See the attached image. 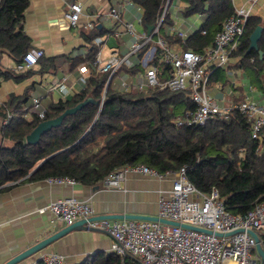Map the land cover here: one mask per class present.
<instances>
[{
    "label": "trees",
    "instance_id": "1",
    "mask_svg": "<svg viewBox=\"0 0 264 264\" xmlns=\"http://www.w3.org/2000/svg\"><path fill=\"white\" fill-rule=\"evenodd\" d=\"M132 1L143 9V27H155L166 0ZM178 1L186 4L178 11L180 17L200 15L202 19L200 28L182 43L179 37L169 34L174 24L173 11L169 9L160 35L173 48L180 46L183 50L200 52L213 45L216 33L235 11L232 0ZM29 2L0 0V53H7L17 65L23 64L32 50V40L24 27ZM257 27L263 28L258 49L249 51L250 36ZM103 33L99 29L81 31L80 36L89 47L87 59L96 51L95 46H90L93 39ZM74 55L75 52L42 57L37 63L38 73L29 69L18 74L14 69L0 67V88L3 82L22 84L36 74L73 73L87 62ZM235 55L241 58L240 62L226 70L218 69L213 82H228L227 70L231 69L242 72L264 93L263 20L255 16L248 19ZM107 78L92 75L84 89L50 104L43 120L30 113L36 83L20 95L12 93L0 105V190L18 181H44L50 177H69L96 188L116 169L143 164L160 173L187 167V178L198 190L207 195L216 188L226 209L236 215L244 216L264 202V141L258 150L260 144L252 138L249 120L237 111L213 118L203 126L179 127L177 119L196 109L189 91L149 89L143 93H122L110 88L101 109L89 104L43 135L37 145L27 143V135L41 122L59 117L88 97L101 101ZM81 264H121V258L114 253L95 254Z\"/></svg>",
    "mask_w": 264,
    "mask_h": 264
},
{
    "label": "built area",
    "instance_id": "2",
    "mask_svg": "<svg viewBox=\"0 0 264 264\" xmlns=\"http://www.w3.org/2000/svg\"><path fill=\"white\" fill-rule=\"evenodd\" d=\"M62 1L66 8L64 18L73 30L78 31L82 27L94 31L98 25L105 24L112 25V28L94 39L96 51L92 58L87 59L86 50L76 53L87 62L71 75H64L51 88L52 93L57 92L62 99H66L75 85L86 87L93 74H107L106 90L112 87L122 93H142L148 89L189 91L196 109L177 119L179 127L203 126L213 118L227 117L237 111L249 120L252 138L260 144V149L264 141V106L247 93L241 95V101L230 102L236 95L230 86L221 98L211 89L218 69L226 70L241 60L240 57L235 58V52L241 45L251 9H235L216 33L213 45L198 52L174 49L160 35L172 0L166 1L164 12L151 34L143 27L142 8L132 0H111V6L102 13L92 17L87 15L91 19L83 25L81 20L86 16L84 4L76 0ZM179 35L183 36L181 32ZM111 39L119 40L118 45L105 56L103 49ZM29 55L30 52L23 64L15 66L16 73H25L38 66L41 55L28 60ZM234 74V70H227L229 77ZM231 87L238 86L231 83ZM49 105L45 95H37L33 97L30 113L43 120ZM134 173L159 181H172L171 188L162 192L158 199L157 217L211 233L144 220L89 222L98 216L95 208L90 201L75 197L60 198L45 208L51 214L49 230L54 233L58 223L70 226L86 220L89 228L103 230L110 236L111 253L120 256L121 264H264L255 258L257 242L250 234L251 231L257 233L264 230V202L244 216L230 213L216 188L206 195L188 180L187 167L160 173L143 164L125 165L110 173L100 185L106 189L118 188L128 175ZM45 181L51 186L74 187L80 183L69 177H50ZM235 231L241 232L232 236H217L218 233L227 235ZM38 262L65 264L66 257L46 249L40 253Z\"/></svg>",
    "mask_w": 264,
    "mask_h": 264
},
{
    "label": "crops",
    "instance_id": "3",
    "mask_svg": "<svg viewBox=\"0 0 264 264\" xmlns=\"http://www.w3.org/2000/svg\"><path fill=\"white\" fill-rule=\"evenodd\" d=\"M85 6V14L81 24L97 13H102L108 8L111 0H76ZM234 9H251V17L255 16L264 21V0H232ZM180 8H185L186 4L181 2ZM65 5L62 0H30L25 12L24 27L26 33L32 40V50L28 60L41 57H55L70 55L80 47H85V42L78 31L73 30L64 18ZM175 10L172 14L174 24L169 28L170 36H177L185 43L196 29L202 25L200 15L197 19H184ZM194 17V16H193ZM99 26V25H98ZM101 31H107L112 25H101ZM98 29V27H97ZM174 30H178L174 32ZM179 32L183 35H179ZM116 39V38H115ZM119 40L111 39L103 49L105 56H108L110 49L118 45ZM180 48V46L175 47ZM34 59V60H35ZM16 63L7 53H0V67L13 70ZM38 72L40 67L32 68ZM235 83L238 85V92L230 102H238L243 98L244 93L249 94L259 105L264 106V93L252 83L251 79H244L242 72L236 71ZM64 75H34L31 79L16 84L13 81L3 82L0 88V105L8 100L12 93L20 95L24 89L36 83V88L32 93L33 97L45 95L49 104L57 103L62 99L57 92L52 93L51 88L59 82ZM214 79V78H213ZM71 81L70 85H72ZM216 82L212 81L215 85ZM245 83L250 86L246 87ZM74 91L80 85H75ZM80 90V89H79ZM48 94V95H46ZM71 96V95H69ZM68 96V97H69ZM229 104V103H227ZM172 181H159L151 177H143L139 174H130L118 188L106 189L102 184L99 188L86 186L81 182L74 187L71 186H51L44 181H18L9 184V188L0 190V264L22 253L53 231L50 228L51 214L45 210L50 202L65 197H75L81 201H90L98 215L115 214H139L157 216L158 199L162 192L171 188ZM64 223H58L55 232L64 229ZM262 245L264 246V230L257 232ZM111 238L107 233L91 231H75L62 237L53 243L48 250L55 251L66 257L65 264H81L89 256L95 254L111 253ZM40 254L27 259L20 264H38ZM255 258L261 262V258L256 250Z\"/></svg>",
    "mask_w": 264,
    "mask_h": 264
},
{
    "label": "water",
    "instance_id": "4",
    "mask_svg": "<svg viewBox=\"0 0 264 264\" xmlns=\"http://www.w3.org/2000/svg\"><path fill=\"white\" fill-rule=\"evenodd\" d=\"M98 29H102V26L99 25ZM153 30H154V27L150 26V27L147 28V33L151 34ZM262 32H263V28L262 27H257V29L251 34V36H250L251 46H250L249 51H251L252 49H258V44H259V41L261 39ZM261 56H262V53H261ZM89 104H93V105L99 107L100 109L103 106V102L102 101L96 100L93 97H88L82 103L78 104L76 107L66 110L59 117H57L55 119L46 120V121L41 122L32 131V133L27 135V137H26L27 143L29 145H37L40 142V140H41L43 135H45L46 133H48L49 131H51L54 128L60 127L63 124V121L65 120L66 117H68L70 115H73V114H76L78 111L82 110L85 106H87ZM44 162H42L35 169V171ZM35 171H33V172H35ZM96 188L98 189L99 186H97ZM123 219L160 222V223H163V224L182 226L184 228L193 229V230H197V231H202V232L209 233V234L211 233V231H209V230H203V229H200V228H197V227L184 225V224H180V223L172 222V221H168V220H163V219H160L157 216L139 215V214L98 215V216H96L94 218H91L89 220V222L97 221V220H123ZM87 224H88V222L86 220H80V221L75 222L73 225L66 226L64 229H62V230H60L58 232L52 233L51 235H49L48 237L44 238L43 240H41L37 244L33 245L32 247L28 248L27 250L23 251L22 253L16 255L15 257H13L9 261H7L5 264H20L21 262H24L27 259L35 257L38 254H40L43 250H46L47 248H49L53 243L57 242L59 239H61L62 237L68 235L71 232H75V231H91V232L105 233V231L100 230V229L89 228L87 226ZM239 232H241V231H235V232L229 233L227 235H223V234L218 233L217 236H220V237L232 236V235H234L236 233H239ZM250 234L256 239V242H257L256 250H257V252H258V254H259L260 258H261V262H264V246L262 245L260 237L254 231H251Z\"/></svg>",
    "mask_w": 264,
    "mask_h": 264
},
{
    "label": "rangeland",
    "instance_id": "5",
    "mask_svg": "<svg viewBox=\"0 0 264 264\" xmlns=\"http://www.w3.org/2000/svg\"><path fill=\"white\" fill-rule=\"evenodd\" d=\"M167 1V0H166ZM133 2V1H132ZM134 3V2H133ZM180 1H178V0H172V3H171V6L169 7V9L171 10V11H175V10H178L177 9V6H180ZM138 5V4H137ZM166 5V4H165ZM111 6V5H110ZM109 6V7H110ZM141 7V6H140ZM142 8V7H141ZM107 9V8H106ZM164 9H165V6H164ZM169 9L167 10V13H168V11H169ZM143 10V9H142ZM164 12V11H163ZM167 13H166V15H167ZM196 16V15H195ZM192 17V18H194V19H197V17ZM164 24V23H163ZM163 26V25H162ZM139 30H140V27L138 28ZM82 30H84L82 27L78 30V32H79V35L81 34V31ZM105 33V32H104ZM104 33L102 34V35H104ZM102 35H100V36H102ZM98 37V36H97ZM96 38V37H95ZM94 38V39H95ZM94 39H93V41H94ZM170 44V43H169ZM171 45V44H170ZM90 46L91 47H93L94 45H93V42L90 44ZM172 47V46H171ZM88 45H86L82 50H88ZM173 48V47H172ZM174 49H178V50H183V49H180V48H174ZM82 50H77V51H75V55H76V53L77 52H79V51H82ZM183 51H185V50H183ZM95 54V53H94ZM94 54H93V56H94ZM110 54V53H109ZM74 55V56H75ZM92 56V57H93ZM91 57V58H92ZM237 57H239V56H236L235 55V58H237ZM240 62V60H238V62L237 63H239ZM76 71V70H75ZM74 71V72H75ZM73 72V73H74ZM72 73H66V75H71ZM93 75H107V74H93ZM108 76V75H107ZM236 76H237V74H236V72H235V74H234V76H232V77H230V79H229V81L228 82H226V83H222L221 81H215L216 83H217V86L216 85H213L212 87H211V89H213V93H216V94H218L219 95V97L221 98L222 97V93L224 92V90H228L227 88L230 86V89L233 91L234 90V92H235V94L238 92L237 90H238V88L239 87H236V88H232L231 87V83H232V85H233V83H235V78H236ZM244 77V79H248V80H250V78H247V77H245V76H243ZM107 80H108V78H107ZM88 81V80H87ZM107 83V82H106ZM237 85V84H236ZM245 85H246V87H249L250 86V84L249 83H245ZM105 86H106V84H105ZM238 86V85H237ZM226 87V88H225ZM74 88H76V87H73V89H72V91H71V93H70V95H73V94H75L76 92H78V91H80V90H82V89H84V88H77L78 90H76V91H74ZM110 88H112V87H110ZM109 88V89H110ZM223 88H225V89H223ZM80 89V90H79ZM109 89H107L106 90V87L104 88V91H103V97H102V102H103V100L105 99V97H106V94H107V91L109 90ZM113 89V88H112ZM223 89V90H222ZM149 90V89H148ZM159 90V89H158ZM147 91V90H146ZM161 91V90H160ZM145 92V91H144ZM137 93V92H136ZM143 93V92H142ZM61 100V99H60ZM59 100V101H60ZM233 100V99H232ZM234 103H236L235 101H234ZM229 104H230V102H229Z\"/></svg>",
    "mask_w": 264,
    "mask_h": 264
},
{
    "label": "bare ground",
    "instance_id": "6",
    "mask_svg": "<svg viewBox=\"0 0 264 264\" xmlns=\"http://www.w3.org/2000/svg\"><path fill=\"white\" fill-rule=\"evenodd\" d=\"M250 17H251V16H250ZM250 17H249V18H250ZM97 27H98V26H97ZM97 27H96V29H97ZM16 65H17V64H16ZM14 68H15V67H14ZM30 71H31V70H30ZM37 73H38V72H37ZM30 76H31V75H30ZM39 77H40V76H39ZM25 80H27V79H25ZM33 89H34V88H33ZM28 90H29V89H28ZM5 124H6V123L4 122L3 125H5ZM229 212H230V211H229ZM230 213H231V212H230Z\"/></svg>",
    "mask_w": 264,
    "mask_h": 264
}]
</instances>
